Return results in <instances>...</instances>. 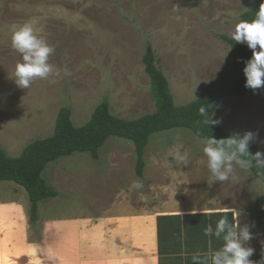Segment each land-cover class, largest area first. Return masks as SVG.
Here are the masks:
<instances>
[{"label":"rangeland","instance_id":"1","mask_svg":"<svg viewBox=\"0 0 264 264\" xmlns=\"http://www.w3.org/2000/svg\"><path fill=\"white\" fill-rule=\"evenodd\" d=\"M174 4L180 5L179 12ZM252 4V0H0V148L16 158L28 143L52 135L62 107L70 108L74 127L86 123L104 100L113 116L126 120L153 113L142 64L148 44L168 80L174 105L196 100L203 86L231 62L230 49L219 36L232 38ZM25 23L55 47L50 63L71 75L61 71L34 81L28 89L18 87L15 67L23 57L12 47V35ZM213 118L222 119L220 125L228 133H258L254 144L264 147L259 142L264 141V89L225 98ZM202 141L180 128L152 134L144 151L146 185L154 176L152 170L160 167L166 174L152 184L163 192L176 172L182 178L187 175L196 188L209 184L205 178L212 174ZM177 144L189 154L186 166L175 165L168 157ZM134 167V145L118 137H110L100 148L98 161L75 153L48 164L41 177L58 196L39 203L37 223L77 211L98 213L116 193L129 198L142 194L132 188L137 180ZM240 178L243 188L251 187L250 198L264 194V184L250 171L238 169L231 181ZM146 185L143 194L157 198L156 189L152 186L148 192ZM0 199L19 204L30 222V203L21 186L1 182Z\"/></svg>","mask_w":264,"mask_h":264},{"label":"crops","instance_id":"2","mask_svg":"<svg viewBox=\"0 0 264 264\" xmlns=\"http://www.w3.org/2000/svg\"><path fill=\"white\" fill-rule=\"evenodd\" d=\"M163 174V167L152 170L151 176L156 177L148 185L144 178L146 190L151 192L153 186L157 198L151 193L130 198L116 193L98 213L77 211L37 224L26 221L19 204L0 199V264H193V254H208L223 246L222 239L206 236L205 229L209 224L215 228L226 213L231 220L235 213L229 208L242 212V225H251L255 236L251 259L264 260V219L256 229L249 217V209L261 195L250 198L251 187L243 188L241 178L216 181L214 186L205 182L196 188L187 175L182 178L177 172L163 192L152 184ZM211 176L205 179L210 182Z\"/></svg>","mask_w":264,"mask_h":264},{"label":"trees","instance_id":"3","mask_svg":"<svg viewBox=\"0 0 264 264\" xmlns=\"http://www.w3.org/2000/svg\"><path fill=\"white\" fill-rule=\"evenodd\" d=\"M252 6L241 15L242 20L251 21L264 0H252ZM219 39L230 50V64L211 82L203 86L198 98L184 106H175L167 78L157 64L155 52L147 45L142 56L144 72L149 80V91L155 105V111L134 120H126L113 116L106 100L102 101L92 112L86 123L74 127L71 122V110L62 107L55 119L52 135L28 143L16 158H10L0 148V183L13 182L21 186L27 193L30 203V223L38 221V204L41 201L54 199L56 190L41 177L48 164L62 157L75 153H87L94 161L99 159V150L110 137H118L130 141L134 145V172L144 183V151L152 134L170 129L190 130L197 138L206 139L213 136L217 139L227 138L231 133L222 129L221 125L207 127L202 123L201 107L208 108L209 115L216 114L225 98L240 97L253 93L245 87L246 77L243 69L245 62L252 58V50L247 44H238L224 35ZM242 136V135H241ZM250 151L264 152V147L254 143ZM255 163V162H253ZM264 184V169L253 167L249 170ZM252 226L260 229L264 219V194L255 199L249 209Z\"/></svg>","mask_w":264,"mask_h":264},{"label":"clouds","instance_id":"4","mask_svg":"<svg viewBox=\"0 0 264 264\" xmlns=\"http://www.w3.org/2000/svg\"><path fill=\"white\" fill-rule=\"evenodd\" d=\"M173 9L179 12L181 7L174 4ZM232 39L238 44L246 43L252 50V58L245 62L246 66L243 69L246 77L245 87L253 92L264 89V3L260 4L253 20H241L236 24ZM12 47L23 57V61L17 63L15 67V81L22 89L30 88L36 80H47L53 75L59 76L61 71L64 75H71L67 69H58L50 63L55 47L38 35L31 23L23 24L13 33ZM194 98L196 99L195 96ZM199 112L204 117L202 123L209 128L222 123V119L213 118V114L209 115L206 107H201ZM256 142L258 133L253 132H245L242 136L233 133L227 138L217 139L210 136L204 139L203 152L213 177L209 185L216 181L228 182L238 169L242 171H249L253 167L264 169V152L257 151L253 154L250 151L251 145ZM183 147V144H177L168 154V157L175 161V165L186 166L190 163L189 154L183 151ZM167 164L169 167L173 166V162L169 160ZM132 188L140 190L143 194L145 184L137 179L133 181ZM144 199L146 202L147 197ZM229 212L235 213L231 220L226 213L216 223L215 228L209 224L205 229L206 236L222 239L223 246L208 254L201 252L193 254V264H264V260L255 262L251 259L255 254V249L250 246L251 241L255 239L251 225L241 224L240 210L229 208Z\"/></svg>","mask_w":264,"mask_h":264}]
</instances>
